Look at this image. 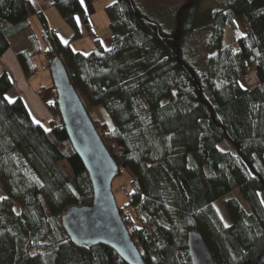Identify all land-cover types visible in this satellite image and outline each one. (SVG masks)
I'll list each match as a JSON object with an SVG mask.
<instances>
[{"label": "trees", "instance_id": "1", "mask_svg": "<svg viewBox=\"0 0 264 264\" xmlns=\"http://www.w3.org/2000/svg\"><path fill=\"white\" fill-rule=\"evenodd\" d=\"M45 1L74 37L78 16L94 46L86 54L74 50L37 11L41 36H29L30 48L17 59L30 77L37 55L43 53L47 66L59 57L88 114L106 113L109 121L95 116L93 123L118 164L117 176H130L129 191L122 187L127 201L118 208L144 262L190 264L186 238L195 230L217 264H264V0H213L203 10L202 0H187L175 11L172 32L133 0H115L105 8L108 48L92 32L80 0ZM33 11L29 0H0V57ZM203 33L200 67L184 57V48ZM11 86L2 72L0 264H126L104 245L74 244L62 226L64 210L89 202L92 187L55 90L46 103L51 118L37 123L20 97L6 99ZM220 200L228 223L215 207Z\"/></svg>", "mask_w": 264, "mask_h": 264}, {"label": "water", "instance_id": "2", "mask_svg": "<svg viewBox=\"0 0 264 264\" xmlns=\"http://www.w3.org/2000/svg\"><path fill=\"white\" fill-rule=\"evenodd\" d=\"M56 103L64 129L90 179L92 197L81 206H70L62 215V226L79 246L104 245L126 264H146L123 221L112 191L118 164L104 145L97 128L57 56L49 63ZM190 264H217L202 235L191 230L186 238Z\"/></svg>", "mask_w": 264, "mask_h": 264}, {"label": "rangeland", "instance_id": "3", "mask_svg": "<svg viewBox=\"0 0 264 264\" xmlns=\"http://www.w3.org/2000/svg\"><path fill=\"white\" fill-rule=\"evenodd\" d=\"M186 1L187 0H133L135 5L138 6V8L141 10V12L147 18L152 19L164 31H167V32H172L174 30V28H175V23H174L175 11L178 9V7L185 4ZM107 2H109V1L108 0L102 1L103 4H106ZM102 3L101 4L96 3L92 7H89L88 12H89L90 19L92 22L91 25H93V27H92L93 31L106 44L105 47H108L110 44L109 41L111 38V32H110L109 25H108L107 14H106L104 7H102ZM214 5L215 4L213 3V0H202L200 8H201V10H203V9H207L209 7H213ZM91 8H94V12H93V10H91ZM79 28H80L79 32H81V33L78 35L79 36L81 35V37H79L78 39H76L74 36H73V38H71L73 35L72 30L65 23L60 26V30L58 31V34L60 35V37L63 41L67 42L69 40H72L73 43H75L76 45L80 43L83 47H85V49L88 50L86 52V53H88L89 50H91L94 46L93 42H92V38L86 33V30L84 27H81L79 25ZM225 37H231L229 31L226 32ZM106 39H107V42H106ZM195 39L196 40H194V41H193V39H190L187 42V44L184 48V55H185L184 57L191 55L194 60L199 61V63H200L199 66L202 67V62L204 61V58H205V45L204 44L207 40V34L206 33L199 34V35H197V37ZM202 43H203V45H202ZM25 44L26 43L24 40H22V42H21V40H19L18 44H16L15 48L18 46H19V48H21ZM71 45H72V43H71ZM72 47H73V45H72ZM35 59H36V62L38 63V57H36ZM42 59H43L44 63H47L46 60L44 59V56L42 57ZM41 67H42V65H41ZM41 67H40V70H42ZM46 74H48V73L44 72V73L38 75L36 78H34L32 80V83L36 82V80H38L39 77L44 76ZM19 78L22 80L21 76ZM27 82H28V80H27ZM29 92L36 93L32 88H31V90H29ZM38 93H40V92H38ZM42 93H43L44 100H51V99L54 100V90H52L51 93L49 91L48 92L43 91ZM40 95H41V93H40ZM32 96H34V95H32ZM49 103H51V102H49ZM40 109L42 112L44 111L43 108H40ZM97 113H98V115H97ZM95 116L96 117L98 116V119L101 121H105V119H107L109 121L106 113L101 108L92 111L91 116H90L93 118V119L91 118L92 121L95 120ZM95 122L97 123V119L95 120ZM223 146H225V145H223ZM223 146L221 145L222 148H224ZM59 165L62 168V170L65 172L66 175H68V176L72 175V173H73L72 168L66 161H61L59 163ZM129 182H130V176L124 171H122V174L120 176H116L113 179L112 191L114 193L117 205H123V203L127 201V197L124 194V192L126 193V191H125L126 189L129 191ZM122 187H123L124 192L122 190ZM4 197H5V193H4L2 186L0 184V198H4ZM239 199H240L241 203L246 207L245 201L241 197ZM215 207H216L220 217L223 219V221L225 223H228V217H227V213H226V210L224 208L223 202L221 200L217 201L215 204ZM13 210L15 213H19V207H18L17 203H13Z\"/></svg>", "mask_w": 264, "mask_h": 264}, {"label": "crops", "instance_id": "4", "mask_svg": "<svg viewBox=\"0 0 264 264\" xmlns=\"http://www.w3.org/2000/svg\"><path fill=\"white\" fill-rule=\"evenodd\" d=\"M29 1L31 3V7L34 10L28 17L29 25L27 28L21 30L19 33H16L14 35H10L8 37L7 40H8L9 45H8L7 49L4 51V53L2 54V56L0 57V74L2 72L7 73L11 79V82H12V86L8 90V92L6 93V96L8 98H10V100H13L17 97H20L24 101L26 106L28 107L33 120L37 123H43V122H45L51 118V114H50V111L48 110V108L46 107V103L47 102H53L52 99H51L52 101L51 100H44L43 93H42L43 91L44 92L49 91L51 93L52 90L54 89V86L52 83V78H51V75L49 72V65L47 66V63H44V61L42 59L43 53L42 54L40 53L39 55L36 56V57H38V63H37L38 64V70L33 75H31L30 77H27L25 75L18 59H17V52L19 50L30 48V45L28 42L29 36H31L32 34H35L38 37L41 36L42 23H41L40 18L37 14V11H40L43 14L45 21L47 23V26H48V30H51V29L57 27L58 31H59L60 26L63 25L64 23L65 24H67V23L64 19H62L58 15L57 11L52 6H50L48 4V2H46L45 0H29ZM80 1H81V4L83 5V8H84V10L88 16V19L90 21V24H91L92 22L90 19L88 8L92 7L96 3L101 4L102 1H104V0H80ZM108 1L109 2H107L106 4L102 3V7H104V9L107 6L111 5L115 0H108ZM91 10H93V12H94V8H91ZM76 22L78 24V29H79L78 31H80L79 25L81 27H84L86 30V33L92 38V42H93V36L89 34L86 27L82 24V22L78 16H76ZM108 25H109V20H108ZM92 27H93V25H91V28ZM58 31H57V36L59 37V39L63 43H69L70 45L72 43L73 47H72V45H71V47L74 50L86 54V52L88 50L85 49V47H83L80 43L76 45L75 43H73L72 40H69L67 42L63 41L61 39L60 35L58 34ZM92 32H94L93 29H92ZM72 33H73V30H72ZM80 33L81 32H79V34ZM94 34H95V32H94ZM95 36L98 37L96 34H95ZM79 37H81V35ZM79 37H75V38L78 39ZM71 38H73V35ZM19 40H21V42H22V40H24L26 44L21 48H19V46L15 48V46H16V44H18ZM106 42H107V39H106ZM109 42H110V44L108 47H110V45H111V38H110ZM101 43H102L104 48H108V47H105L106 44L102 40H101ZM41 65L45 66V70H40ZM44 72H46L48 74L39 77V79L37 78L38 80H36V82L32 83V80L34 78H36L38 75H40ZM20 76L22 77V80L19 78ZM27 80H28V82H27ZM31 88L36 93L29 92V90H31ZM38 92H40L41 95ZM32 95H34V96H32ZM40 108H43L44 111L42 112Z\"/></svg>", "mask_w": 264, "mask_h": 264}, {"label": "built area", "instance_id": "5", "mask_svg": "<svg viewBox=\"0 0 264 264\" xmlns=\"http://www.w3.org/2000/svg\"><path fill=\"white\" fill-rule=\"evenodd\" d=\"M53 30H57V28H54ZM53 30H50V31H53ZM41 69H42V70H45V66L42 65ZM245 81H246V83H247L249 86H251V85L254 84V81L252 80V78H251L250 76L246 77V78H245Z\"/></svg>", "mask_w": 264, "mask_h": 264}, {"label": "snow or ice", "instance_id": "6", "mask_svg": "<svg viewBox=\"0 0 264 264\" xmlns=\"http://www.w3.org/2000/svg\"><path fill=\"white\" fill-rule=\"evenodd\" d=\"M6 99H9V102H11L10 98L6 97ZM227 226V225H226Z\"/></svg>", "mask_w": 264, "mask_h": 264}]
</instances>
